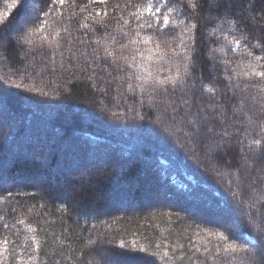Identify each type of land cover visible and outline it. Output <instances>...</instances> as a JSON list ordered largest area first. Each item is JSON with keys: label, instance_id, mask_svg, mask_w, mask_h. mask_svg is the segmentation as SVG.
Returning <instances> with one entry per match:
<instances>
[{"label": "trees", "instance_id": "1", "mask_svg": "<svg viewBox=\"0 0 264 264\" xmlns=\"http://www.w3.org/2000/svg\"><path fill=\"white\" fill-rule=\"evenodd\" d=\"M19 3L0 0V120L11 119L10 124H0V240L14 242L13 264H259L253 242L264 227V184L257 181L253 186L251 181L264 177V158L252 141L264 132V79L249 73L264 71V51L252 47L259 42L255 37L264 34V0H224L219 8L205 4L191 17L192 10L183 7L186 0H175L169 5L174 10L166 13L175 29L169 48L129 44L125 56L139 49L128 70L131 79L113 81L107 96L93 91L90 81L68 83L71 73L44 72L48 49L43 37L60 32L69 39L71 33L85 41L81 51L95 48L104 57L105 49L118 51L121 43H128L123 33L133 39V30L141 37L150 34L131 16L136 8L125 7L143 9L146 0H65L63 6L35 0L36 12L54 10L46 18L44 33L32 31L45 19L43 13L40 19L32 13L34 19L26 26L31 44L19 40L17 21L25 15ZM182 22L189 28L197 24L198 29L185 32ZM193 56L189 86L195 81L198 97L203 89L215 87L228 131L241 129L230 148L218 154L211 149L212 159L185 145L179 126L171 140L164 139L161 113L172 111L180 93L151 92L155 80L174 77L177 68L184 79L183 64ZM97 72L107 79L99 68ZM226 83L231 87L225 88ZM99 86L103 89V81ZM56 88L62 93L70 89L71 94L55 96ZM45 91L48 97L41 95ZM211 95L203 92L201 98L208 103ZM134 113L145 119L133 120ZM45 150L48 158L41 157ZM93 164L107 168L101 171ZM78 169L95 174L89 186L68 179ZM42 176L53 181L67 176L66 187L30 182ZM208 200L226 204L232 214L205 215L201 201ZM232 220L241 223L238 238L222 227ZM5 223L9 230L3 228ZM221 234L229 239L222 241ZM33 236L40 252L35 251ZM228 245L234 251H224ZM141 248L146 251H138Z\"/></svg>", "mask_w": 264, "mask_h": 264}, {"label": "snow or ice", "instance_id": "2", "mask_svg": "<svg viewBox=\"0 0 264 264\" xmlns=\"http://www.w3.org/2000/svg\"><path fill=\"white\" fill-rule=\"evenodd\" d=\"M47 3V0H44ZM74 2V0H73ZM99 3H105L106 0H98ZM53 5L59 4L63 6L65 0H51ZM175 0H154V2H147L146 6L141 9L134 4H127L125 7H134L136 11L131 13V16L137 20V27L144 30L146 29L150 34H145L141 37L140 31L133 30L135 39L128 36L127 33L122 35L127 38L128 43H121L120 49L118 51H108L105 49V56L100 57L95 48L92 49V52L89 53L86 50L81 51L79 46L85 45V41L79 37H72L71 33H68L69 39H64L60 32H56L55 36L49 33L47 36H44L43 39L47 41V52L43 57V71L47 72L49 75H53L57 72V69L61 71V74L67 72L71 73L70 81L68 83H75L78 80L80 82L90 81L89 87L93 91H103V95H108V89L111 87L113 81L123 80L126 82L128 79H131L128 76V70L134 66L136 55L135 52H138L139 49H136L135 52H129L131 56L132 63H128L129 56H125L124 52L128 51L129 44L143 43L144 45H153L156 49H168L171 43L170 36L174 34L175 29L170 25V13L174 9H170L169 5L174 4ZM205 4H209L210 7H220L224 4V0H186V3L183 4L185 11L191 9L192 11L188 12L189 17L197 15L198 10H202ZM116 7H119L117 5ZM19 8L22 15L17 21V25L20 30L19 40L23 43L31 44L32 40L26 35L27 24L31 22L34 18L32 13L35 12V19H40V13H43L45 19H41L40 27L38 29H33V32L39 31L44 33L47 31V17L51 14V9L45 11L44 8H40L36 12L35 0H20ZM253 10V9H249ZM226 11H228L226 9ZM264 12V9H261ZM143 13L147 14V19H145ZM140 14V15H138ZM100 15V13H97ZM106 16L107 13H104ZM143 21V23H141ZM100 23V22H98ZM129 21H125V24H128ZM184 23V31H191L193 29H198L197 24H192L189 28L186 22ZM230 23V21H229ZM163 25V28H161ZM87 27V25H85ZM243 35V33H241ZM114 39V38H113ZM245 42L249 43L248 37H244ZM259 42L252 47L260 48L261 51H264V34L259 37H255ZM183 43V42H182ZM237 47L240 45V41H235ZM192 50L195 52V43L193 38ZM67 53V55H65ZM28 52L25 53L27 57ZM57 55H59V64L57 65ZM83 58V59H82ZM195 56L189 57L188 62L183 64L185 78L181 79L180 69L177 68L176 74L174 77H169L167 80L158 79L153 83L151 89L152 93L163 92L166 95L176 96L177 93L180 95L177 97V102H174L172 111L169 113L167 110H164L161 113L159 123L164 125L160 128V133L165 140H171L172 132L177 130L179 126V132L183 135L185 140V145H192L193 151H198L201 154L209 156L210 159L213 158V153L211 149H215V153L218 154L221 151H224L232 146V140L238 136L241 132V129L237 128L234 132H229L228 117L226 111L223 110V106L218 104L215 101V87L203 89V92H208L211 95L209 102L205 103L201 97L197 96L195 90V81L189 86V79L192 77V72L189 71V67H194ZM264 59V57L260 58ZM102 61V63H101ZM121 61H124L122 64ZM104 72L107 79L100 77L99 72ZM111 69V71H109ZM76 70V71H73ZM123 74V76H121ZM249 76H256L264 79V71H257L253 69ZM103 81V89L100 88V83ZM171 85V87H169ZM130 88L131 85L129 84ZM225 88L231 87L230 84H225ZM53 94L55 96H60L63 94L70 95V89L65 88L62 93L59 88L53 89ZM44 97H48V92L45 91L41 93ZM264 116V114H262ZM144 120V115L134 113L133 120ZM247 132V129H244ZM261 139H253L252 143L260 146V157L264 158V132H261ZM261 172L264 173V168L261 169ZM241 183L244 182V177L241 176ZM257 181L264 184V177H257L251 181L253 186L256 185ZM195 183V181H193ZM242 190L241 195H244ZM11 195V193H9ZM202 210L217 214L220 216H229L232 214L233 209L228 207L226 204H217L214 201H201ZM239 207H243V200L239 202ZM43 207V205H42ZM14 211V209H13ZM250 218L252 213H246ZM264 215V214H262ZM19 224H24V220H19ZM8 224H3V228L9 230ZM14 227V225H13ZM224 231L229 233L231 236L238 238L241 223L237 220L235 223L225 222L222 225ZM222 241H227L229 236L223 234L220 235ZM32 240L35 244V251L40 252L41 244L37 241L35 236L32 237ZM104 243V241H100ZM10 242L7 238L0 240V264H13V261L16 259V254L14 248L10 250ZM256 247L253 252L254 256H259V264H264V227H261L258 234V240L253 242ZM124 242L121 241L119 247L124 248ZM234 251L232 245H228L224 248V251ZM140 252H145L146 250L141 248L138 249ZM122 254V253H121ZM164 256L168 257V252H164ZM31 253L28 254V259L31 260ZM53 264H59V261H54ZM143 264H155L152 260H144Z\"/></svg>", "mask_w": 264, "mask_h": 264}, {"label": "rangeland", "instance_id": "3", "mask_svg": "<svg viewBox=\"0 0 264 264\" xmlns=\"http://www.w3.org/2000/svg\"><path fill=\"white\" fill-rule=\"evenodd\" d=\"M8 119L9 120H0V124H2V125L10 124L11 123L10 122L11 119L10 118H8ZM48 154H49V150H45V151L41 152V157L42 156H45L46 158H48ZM45 157H43V158H45ZM93 165L95 166L94 168L98 167L99 170H101V171H104L107 168V165L106 164H104V165L93 164ZM90 171L85 170V169H78L74 173L68 175V179L71 178L70 181H73V179L75 177L76 181H80L84 186L87 187V186H89V179L91 177L90 175H95L93 172H90ZM16 178H18V177H16ZM66 180H67V176H65L63 179H58L57 181H53L50 176H49V178L42 176V177H35V178L31 179L30 182L31 183L32 182L33 183H38L40 185H42V184L43 185H47V186H50L51 185V187H58V188H60L62 190V189H64L66 187V183H67ZM70 186H72V185H70ZM63 191H65V190H63ZM67 195L70 196L69 194H67ZM200 210L202 211V209H200ZM204 214L207 215V216L209 215L208 212H206V211L204 212ZM217 216L219 218H222L223 217V216H220V215H217ZM235 222H237V221L236 220H232L230 223H235Z\"/></svg>", "mask_w": 264, "mask_h": 264}]
</instances>
